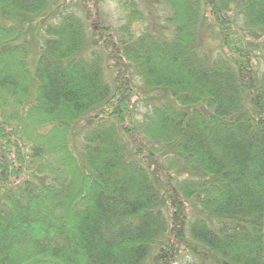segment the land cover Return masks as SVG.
<instances>
[{
    "label": "trees",
    "instance_id": "16d2710c",
    "mask_svg": "<svg viewBox=\"0 0 264 264\" xmlns=\"http://www.w3.org/2000/svg\"><path fill=\"white\" fill-rule=\"evenodd\" d=\"M115 1L0 0V264H264V0Z\"/></svg>",
    "mask_w": 264,
    "mask_h": 264
},
{
    "label": "rangeland",
    "instance_id": "374dc122",
    "mask_svg": "<svg viewBox=\"0 0 264 264\" xmlns=\"http://www.w3.org/2000/svg\"><path fill=\"white\" fill-rule=\"evenodd\" d=\"M52 1V0H51ZM57 1V0H56ZM54 0V2H56ZM62 4L77 12L84 24L87 31V43L84 51L81 53L83 57H87L91 46L96 38L95 30L99 29L102 24L113 25L117 28L122 23V17L126 13L124 8L115 3V0H105L100 4L98 11H92L91 0H61ZM139 8L144 13L142 22L137 21L134 24V30L138 33L150 31L155 35L164 38H170L173 34V26H170L166 21V17L170 15V10L163 0H138ZM54 5V4H53ZM50 14V13H49ZM98 14V18H96ZM56 16V10L51 12V18ZM212 22L211 20H209ZM204 32L200 36V49L207 54H215L220 47V41L217 31L212 28H203ZM201 32V31H200ZM204 47V48H202ZM136 94H141L140 90H136ZM134 96L133 100L136 101L138 96ZM142 110V107L139 108Z\"/></svg>",
    "mask_w": 264,
    "mask_h": 264
}]
</instances>
